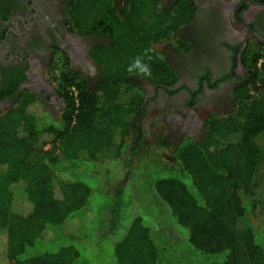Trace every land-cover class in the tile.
<instances>
[{"label":"trees","instance_id":"trees-1","mask_svg":"<svg viewBox=\"0 0 264 264\" xmlns=\"http://www.w3.org/2000/svg\"><path fill=\"white\" fill-rule=\"evenodd\" d=\"M161 1H73L68 23L98 39L91 57L100 76L89 88L84 77L63 73L60 116L38 94L19 91L22 75L6 70L0 101L16 97L0 112V251L9 264H264V64L254 94L245 90L237 110L210 116L202 140L181 142L166 159L157 151L167 140L144 141L142 81L172 86L178 73L167 58L152 64L150 79L126 71L146 47L179 43L185 17L145 14ZM7 12L0 7V19ZM260 58L258 50L254 63ZM113 161L126 176L99 180L86 166ZM96 207L104 211L92 241ZM150 215L157 230L145 221Z\"/></svg>","mask_w":264,"mask_h":264},{"label":"flooded vegetation","instance_id":"flooded-vegetation-1","mask_svg":"<svg viewBox=\"0 0 264 264\" xmlns=\"http://www.w3.org/2000/svg\"><path fill=\"white\" fill-rule=\"evenodd\" d=\"M73 1L0 0L9 14L0 19V92L6 70L12 69L11 76L22 75L19 91L31 90L48 104L57 94L39 85L37 77L44 81L57 64L64 66L60 75L72 72L94 87L100 73L91 50L98 39L72 30L67 12ZM124 1L116 0L117 6L123 7ZM153 8L187 20L178 31V44L160 46L178 73L177 81L172 86L142 81L147 103L144 141L150 145L148 136L158 128L161 144L171 124L178 140L171 144L173 152L187 139L202 140L210 116L237 110L240 95L247 89L252 95L261 86L253 80L264 64V58L254 63L256 52L264 53V0H162L145 14ZM15 99L2 97L0 112Z\"/></svg>","mask_w":264,"mask_h":264},{"label":"rangeland","instance_id":"rangeland-1","mask_svg":"<svg viewBox=\"0 0 264 264\" xmlns=\"http://www.w3.org/2000/svg\"><path fill=\"white\" fill-rule=\"evenodd\" d=\"M120 38V37H119ZM123 40L122 39H119V42L118 43H120V42H122ZM124 58L127 60V58L124 56ZM112 64H115L116 63V61H114V60H112L111 59V61H110ZM64 66H63V64L62 65H58L57 64V66H56V68L54 69V70H57V71H53V73L52 74H48V76H47V74L45 75L44 74V82H45V84L46 85H50L51 86V88H52V90H54V92L55 93H58V94H60L61 95V86H60V80H61V69L63 68ZM38 79V78H37ZM80 79H82V77H80ZM43 80V79H42ZM37 82H39L38 80H37ZM39 85H42V83L40 82V83H38ZM57 95L56 96H52V98H51V101L47 104L56 114H58L59 116L62 114V112H63V109H64V106H65V102H64V100L62 99V98H60V99H57ZM160 114H162L161 112H160ZM228 114V112L226 113H224V115H221V116H225V115H227ZM150 117H148L147 119H149ZM154 118H156L155 116H154ZM146 119V120H147ZM147 123H148V120H147ZM175 131H176V127L175 126H173V125H171V124H167L166 125V128H165V133L164 134H166V132H169L170 133V135H167L166 134V136H167V139L165 138V137H162L163 139H165V140H167V141H169L170 142V145H169V147H166L164 150H158L157 151V153L158 154H164V157L166 158V159H170V157H171V154H172V145L171 144H175V143H177L178 142V140H176L175 139V137H174V134H175ZM152 132H155V134H151V136H148V141L151 143L150 145H153V146H155V147H158L159 146V141H160V135H158L157 133L159 132V129L158 128H156L155 130H153ZM51 148V146H48L47 147V149H50ZM156 149V148H155ZM86 166L88 167V168H90V172H92V174L98 179L99 178V180H106L107 179V177L110 179H112V178H122V177H124V176H126V171H124L123 170V167L120 165V164H118L117 163V161L115 162V161H113V162H110L109 164L107 163V164H105L104 166H101V167H103L102 169H99V167H96V166H94V163H86ZM105 169L109 172V174H105V173H103V172H105ZM65 174V173H64ZM62 174L61 173V177L62 178H66L67 177V174ZM104 174V175H103ZM66 176V177H65ZM96 178H90V185H91V187L93 188V189H96L97 188V186H98V182H97V180H96ZM96 202H98L99 200L98 199H102V198H100L99 196H96ZM99 207H96L95 208V217L96 218H93L94 219V221L92 222V226H91V230H92V241H94L96 238H98V235H100V233L99 232H97V230H98V226L100 225V221H99V214H101L102 213V211H104V210H101L100 208L98 209ZM129 208H132V207H127V208H124V210L122 211V213H124V211H125V213H127L128 211H129ZM22 209V207L19 209V210H21ZM25 207H24V211H25ZM96 209H98V211L96 210ZM23 210V209H22ZM21 210V211H22ZM101 212V213H100ZM136 215H131V217H129L128 218V220H131V218H134ZM92 218V217H91ZM149 218V221L148 220H146L145 219V221H146V223L148 224V225H151L152 226V229H153V231L154 230H157L158 229V227H157V223L154 221V219L152 218V216L150 215V217H148ZM80 221V220H79ZM79 221H75V223H74V225L77 223L78 224V222ZM99 233V234H98ZM96 241V240H95ZM4 242H5V237H0V247H1V245H3L4 244ZM93 245H95V247H96V243H92ZM109 247H112V244H110L109 243ZM188 247H189V244H183V246L181 247L182 249H185V250H188ZM96 249V248H95ZM106 249H108L107 247H106ZM97 250V249H96ZM187 253V252H186ZM191 255V254H190ZM189 257V259H190V256H188ZM185 258V257H184ZM187 258V257H186ZM185 258V259H186ZM183 262H185V263H189V261L186 259V260H183ZM190 262H192V263H194V264H202V263H204V258H202L201 260H199V259H197V258H195L193 261H190ZM108 263L109 264H111V262L110 261H108ZM0 264H9V262H8V260L6 259V257L1 253V251H0Z\"/></svg>","mask_w":264,"mask_h":264},{"label":"clouds","instance_id":"clouds-1","mask_svg":"<svg viewBox=\"0 0 264 264\" xmlns=\"http://www.w3.org/2000/svg\"><path fill=\"white\" fill-rule=\"evenodd\" d=\"M165 60L166 56L163 52H157L155 48L149 46L130 61L126 71L141 79H150L153 75L152 64L156 61L163 62Z\"/></svg>","mask_w":264,"mask_h":264},{"label":"built area","instance_id":"built-area-1","mask_svg":"<svg viewBox=\"0 0 264 264\" xmlns=\"http://www.w3.org/2000/svg\"><path fill=\"white\" fill-rule=\"evenodd\" d=\"M71 95L74 97L75 102L78 103V90L76 87L69 88Z\"/></svg>","mask_w":264,"mask_h":264},{"label":"water","instance_id":"water-1","mask_svg":"<svg viewBox=\"0 0 264 264\" xmlns=\"http://www.w3.org/2000/svg\"><path fill=\"white\" fill-rule=\"evenodd\" d=\"M38 78V77H37ZM39 82L37 83H42L41 86H43L46 90H49L51 93H53L54 91L51 89L50 85H46L45 82L42 80L41 75L39 76V78L37 79Z\"/></svg>","mask_w":264,"mask_h":264},{"label":"crops","instance_id":"crops-1","mask_svg":"<svg viewBox=\"0 0 264 264\" xmlns=\"http://www.w3.org/2000/svg\"><path fill=\"white\" fill-rule=\"evenodd\" d=\"M41 78H42V75H41ZM52 89V88H51ZM57 94V96H58V93H56ZM59 98V96L57 97V99ZM60 99V98H59ZM170 143V142H169Z\"/></svg>","mask_w":264,"mask_h":264}]
</instances>
